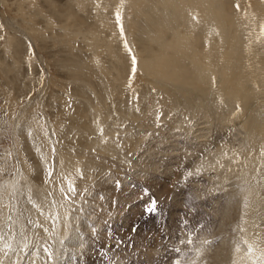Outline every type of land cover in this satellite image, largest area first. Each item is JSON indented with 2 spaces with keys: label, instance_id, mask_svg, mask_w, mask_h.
Here are the masks:
<instances>
[{
  "label": "rangeland",
  "instance_id": "1",
  "mask_svg": "<svg viewBox=\"0 0 264 264\" xmlns=\"http://www.w3.org/2000/svg\"><path fill=\"white\" fill-rule=\"evenodd\" d=\"M123 2H125L126 6ZM128 2L129 0H0V203L2 202L0 204V210L3 206L4 208H6L8 204L10 206L12 200L13 206L14 203L16 204L14 206V209L17 212L14 211V216L16 215L17 217H15V219H13V221L10 223L13 225L12 227L10 225L11 229L8 230L7 239L9 238V240H7L8 244L6 245L7 247H9V250H14L15 253H10H12L11 256L15 259H19L18 256L21 253L20 250L25 248V246L33 243L34 245L32 244V246H37V250L34 254L35 261L37 262V264H45L46 259H44V250L42 249H54L53 244H49V242H52L53 239H51V237H49L50 239H48V236H46L44 233V236L42 234H37L38 231H36L35 228L39 224H45L47 225V227L52 228L55 226V223L57 221V219L51 218L53 214V207H51V204L50 206H48V202H45L44 200L46 198V189L48 188L49 191L52 190L51 186L48 185L49 182L47 179L50 180L51 178L48 176V174L52 170L54 162L60 156V153L59 155H57L58 153H56V148H60V150H63V152L61 153H64V151H70L79 148L78 145H81V142L83 141V139L78 138L77 135V138L75 137L76 141L75 139L73 141L71 137L69 138V134H66V137L63 136L61 129L63 128L64 124H71V126L77 125V123L70 117L68 111L66 110H71L74 104V106H76L77 104H79L78 101H81L86 106L85 111H87V116L89 115L88 118H90V120L96 113L95 116L103 118L106 117V121H111L110 116L116 118L115 113H112V110H114L115 107L119 109L117 104V102L119 103V100L124 101L125 99H128L131 101V99L136 98L138 94L142 95L144 93L145 95H147L148 93H150L152 90H154L150 88L153 87V85L161 86L162 82H159L157 85L155 84V82H157L158 80L155 79L153 81V78L151 79V77H155L153 74H151L150 72L146 73L141 69V61L143 62V60H145L143 59L144 57H149L148 52H146L147 49L149 50L152 47V50H149V52L151 51L150 55H153L156 52H160V50L162 49L165 50L164 48H166V50H169V48H171V52H174L172 50H174V47L178 49L180 40H183L185 38L184 40L186 41L187 38L189 39V37L180 39L182 37L181 35L185 33L184 29L186 28L184 24L182 26L175 24L172 25V29H170L169 31L178 32L175 33L176 37L173 32V35L171 36L170 32L168 31H152L154 34L152 32V34L148 33L147 36H154L152 37L153 40L151 38H146L145 34L141 35L143 31L140 29V27L143 23V17L134 11L136 4ZM141 2L139 0V4H141L140 9L144 12L150 8L152 10V6L155 4V2L152 1V5L151 0L145 3H143V1ZM130 3L131 5H129ZM145 4H147V6H144ZM189 4V6L187 5L188 18L192 19L194 17L192 20L196 21L195 23H199V21L197 22V20L199 19H195V17H197L199 13V16L201 17V19H203V22H205L206 25V34L204 33L203 41H201L202 45L201 47H199V49L204 50L205 55L209 57L206 62L211 63V49L213 53L216 54L213 47L218 46L219 44L221 45V42H218V38L215 39V37L213 36L215 35L214 32L217 33V31L219 30V36L217 34L216 37L218 36L219 40L222 37L220 35L221 29L218 28L222 19L228 22V24H232V20L236 21L240 19L242 25L245 24L243 25L245 29H249L250 32L253 31V33L251 34L254 35V42L252 40L249 42V40H246V38L243 37L239 39V43L241 45L239 47H236L237 45L235 44V38L234 40H232L233 35L231 34V36H229V44H226L227 46L223 45L224 43L222 44L223 47H220V45L218 46L220 48H225V52L223 51L215 55L213 58H215V60L218 59L219 61H221L219 67L226 70V72L225 70L223 71L226 76L231 78L233 77L234 80L240 81H242L241 79H247L248 81L253 80L249 82V84H252L254 86L256 84L257 88L261 86L260 83L264 85V0H189ZM219 4H222L219 6L220 9L217 8ZM222 6L223 9H221ZM156 7L160 9V5H156ZM124 8L127 9L126 12L124 11ZM222 10L223 12H221ZM222 13L225 14V19ZM246 20H248V22L250 21V23L247 22L246 24ZM193 26L194 27L191 31H199V28L196 26V24H193ZM139 29L141 33L139 32ZM230 29L232 33V26ZM161 34L163 35L160 36ZM110 40L112 41V43L110 42ZM184 40L183 42H185ZM169 41H171V44L172 42H175L176 45L173 43V46H171L170 43H167ZM244 41L245 43H247L243 44ZM164 43L167 46H165ZM252 44L254 46H252ZM148 45L150 48H148ZM161 45L163 46V48ZM159 47L160 50L158 49ZM242 47L243 49L247 47L246 52L248 53L244 52L245 50L240 53L238 48ZM156 49H158L159 51H155ZM247 49H249L250 52L247 51ZM206 51H209V53H206ZM152 52L154 53L152 54ZM235 53L236 55H234ZM249 53L253 54L250 55ZM244 54L248 55L243 58ZM245 61L247 62V64ZM88 66H91V68H89ZM101 68L103 69V72ZM98 69H101V72ZM246 69H248L247 74ZM241 70L243 71L240 72ZM238 71L240 74L238 73ZM251 71L253 73H251ZM100 73H102L101 76ZM241 74L243 75V77ZM105 75H108V78L105 77ZM149 75L151 77H149ZM103 76L105 77L104 79H102ZM238 76L242 78L239 79ZM103 80H105V83H103ZM261 91L264 92V86L261 88ZM110 93L112 94V96L110 95ZM132 94H134V96ZM124 97L128 98L124 99ZM109 100L111 102H109ZM257 104L259 106H262L264 105V102H261V104L258 102ZM144 105L146 104L144 103ZM66 113H68V117ZM173 113H176V111H172L168 115L166 114L168 117L165 119V121L168 122V119L173 118ZM162 115H164V113H161V118H163ZM234 118L232 119V123L227 124L228 126L224 124L220 125L219 129L218 127L215 128V126L214 128H211L209 131L210 134L208 133V136L203 137L205 138V141H194L191 138L193 137V134H185V132L177 133L178 135H172V137H175V140L170 141L171 138L169 139L167 132H172V128L169 127V129L166 130L160 129L159 127V129L150 130L151 128L149 127V135L147 134V138L145 137L146 139L143 140V146H145V148L149 147L151 143V146L154 147V150L152 149L154 151V155L152 154L151 156H149L148 154H150L152 150H146L142 146L140 148L141 150L137 149L139 150L138 152H130L131 155L127 153L124 157L128 158V163L133 162V164H131L134 168L129 167L130 164H126L127 167L126 165L124 167V158H121V161H119L118 163L111 165L112 167L110 165L108 166L104 164L103 166L107 167L105 171L106 173L102 172L94 175V179L96 182V185H94V190L91 189V191L88 192H84V190H81L83 192H81L82 197H79V206L81 205V209L80 207H76L75 209L78 208L77 212L71 213V215L69 216V222L67 221L68 224L66 223V238L71 232H77V234L80 233L81 238H79L78 240L80 242V246L78 245V247H80V250L82 249L81 253H85L86 255H88V253L90 252L91 254L95 255L96 251H100L104 255L103 258L106 261L104 264L109 263V261L118 262V260L119 262L120 260H122V262L127 261L124 264H144L145 261L142 259V256H140L138 252L143 248L145 249V247L146 249L144 252H146V250H150L154 246V238L152 237L155 233H152V235H150L151 237L148 236L151 232H149L148 229L153 224V221H155L156 225L159 224L158 226L160 229L167 226L168 231H170V228H172V224L169 225L168 223V215L171 214L170 216L173 221L170 223L175 224L177 221L182 222L183 224L187 223L183 226V230L186 232L187 229H191L189 233H186L187 236L185 238V241L188 242L187 249H185L186 251L178 248V251H181L180 253L178 252L179 258H176L177 260L175 259L177 264H181V260L183 261V259L188 254L190 257H192V260L188 261V256L183 261L185 264H206L208 262V256L212 255L213 253L215 254L217 252H220L221 248L225 250L236 247L240 250L241 253H249V251L246 250L245 245L246 240H248V231L251 228V225L248 223V221L253 219V222H255L254 228L263 227L264 225V218L261 217V215L264 213V209L262 211L260 209L262 206H264V178L259 179V181H255L257 182L256 184H258V188L255 190L256 193L254 192V190L253 192L249 191V193H247L246 179H243L242 177L233 178L234 175H232V177L229 179L223 180V178H221L223 180L221 181L219 179L220 173H214L215 171L208 167H201L203 165L201 163L209 161L210 153L206 152H209L210 149L212 150L215 146L221 145L226 147L227 149H235L238 148V145H241L244 142V114H242V117L236 116ZM259 118L260 119H258V121L260 122L262 117ZM32 120L35 121H33L34 124L31 125ZM165 121H163V123ZM47 122L50 125H48ZM42 125L46 128H43L45 133L46 131L47 133L49 132V127L53 128V133H41L43 132L41 127ZM154 127L155 126L152 125V128ZM37 130L39 134L38 132H36L37 134L34 133ZM112 135L114 136V133H112ZM35 136L37 138H35ZM45 136L51 139V141L54 143L52 145L53 148L52 146H50L49 150L47 149ZM149 136L152 137L150 138ZM116 137L119 138V135H117ZM160 137L164 138L163 143L169 141V144H171V146L161 147L162 141ZM60 138H64L63 141ZM43 139L45 142L44 144L38 142V140L43 141ZM53 139L56 141L54 142ZM69 139L72 140L70 141ZM35 140L37 142H35ZM64 140H66V142ZM58 141L60 143H58ZM63 142L66 143H64V147L63 145H60L63 144ZM261 142V149L258 148L255 150V152L258 153L259 151L258 155L261 156V158H264V138H262ZM30 144H32V146ZM56 145L58 147H56ZM25 148L30 149H26V151L24 150ZM52 150L56 154H53ZM49 151L50 153H52V156L50 155ZM146 151L148 153H146ZM103 153V151H99L97 155L99 156L97 158L99 160L102 159V162L104 160L111 161L112 159H114V162H117L118 156L112 157V155L110 156L106 153ZM108 156H110L111 159H109ZM175 157L178 159H176ZM19 158L22 159L20 160ZM221 158L222 156L218 159ZM138 159L144 161L138 164ZM50 160L52 161L50 162ZM26 162L28 164H25ZM120 162H122L121 165L123 164L122 166L124 168L119 165ZM47 163L48 165H46ZM22 164L24 166H28H21ZM156 165H159V167H156ZM169 166L170 168H168ZM142 167H146L149 170L151 169L150 171L148 170L150 172V175H148L149 177L143 174V172L141 173L143 169ZM48 168L51 170H49ZM154 168H157L156 172L154 171ZM168 169H171L172 171ZM167 170L169 171L168 173L175 172V174L178 175V179L180 180L177 186L174 185V187L177 188H175V193H173V195L171 194V198L169 200L171 203L169 201L168 203H157L158 201H156V194L153 189L159 188L158 185H161V183L162 185L164 184L161 175L163 173H166ZM84 171L85 169L83 170V172ZM16 173H19L20 175L24 173L21 175L22 179H17V181L21 182H17L15 186L13 185L14 183L10 186L7 182H4V180L8 179L9 177H13ZM151 173H154V175L152 176ZM160 173L162 174L160 175ZM168 173L164 174L163 176L169 175ZM256 173V175L260 178L264 177V167L259 169ZM100 174H102L103 177H100ZM49 175L51 176V173ZM256 177H254L253 179H255ZM45 181L48 184L45 183ZM27 183H29L28 186L31 185V188L27 186ZM46 185H48L49 187H46ZM12 186H14V190L16 191H11L13 189ZM172 187L173 186L166 189L171 190ZM9 189L10 191H8ZM29 189H32L33 192ZM10 192H13V195L15 194L16 196H12ZM42 192L44 194H42ZM31 194L33 195L31 196ZM30 196L32 197L31 199ZM8 197L9 199H7ZM83 197L85 198L83 199ZM33 198L38 203H36ZM252 199L258 200V203H254V208H249V206H247L245 203H250ZM96 200L99 201L97 202ZM174 201L177 203H175ZM38 204L41 206H39ZM173 204L175 205V207H173ZM42 206L44 207L45 211L42 209ZM153 206H157L161 210H163V208H166V212L161 215V212ZM33 208H36L37 211ZM150 208H153L155 211L151 214L156 215L157 217L155 216L153 218L154 220L151 218L149 220L151 224H149L148 226H144L143 228L138 229V227L140 226V222L142 220H145L147 214H149L148 210ZM38 212H40V214ZM105 214L106 217L104 219ZM22 216H24V218ZM43 216H45V220ZM262 216H264V214ZM27 217L31 219L27 220ZM17 218L18 220L21 219V221H18ZM101 218L103 220H101L102 222L100 221ZM49 219L52 221H50ZM15 220L17 221L16 224H14ZM44 221L48 223H45ZM94 223L97 226H95ZM126 223L130 226V230L128 228L129 226ZM160 223H162V225ZM69 225L73 226L70 227ZM31 227H33L34 229H31ZM90 227L91 229H89ZM185 227L187 228L185 229ZM156 228L155 230L157 231ZM69 230L71 231L69 232ZM127 230H129L128 234ZM12 233H15L14 236L12 235ZM82 233L84 235H81ZM93 233L96 235H94ZM167 234H169V232ZM257 234L261 235L263 233L257 232ZM177 235L178 234H175L173 238H176ZM89 236L91 237L90 239ZM92 239H97L98 241L101 240L102 242L100 241L98 244L97 240L93 241ZM179 239L180 237L174 239L173 244H178ZM110 242L113 244H110ZM183 242L184 241H182V243ZM116 243L121 247H119ZM13 244L16 245L14 246ZM136 244L138 245V247L136 246ZM149 245L152 247L150 248ZM11 246H14V248ZM19 246H22V248L20 249ZM32 246L30 245L28 254H30L34 249L32 248ZM181 246H183V244ZM104 247H106L104 249L105 251L103 250ZM135 247H137L138 249ZM202 247H204V249ZM113 248H115V250ZM38 249L41 251V253ZM50 255L52 257L54 256L53 250L51 251ZM57 256L56 261L53 264L59 263L58 260L61 259V256L59 255V253H57ZM95 256L101 257L99 255ZM171 259H174V257ZM171 259L170 261H173ZM227 262L231 264L228 260ZM244 264H264V255L252 258Z\"/></svg>",
  "mask_w": 264,
  "mask_h": 264
},
{
  "label": "bare ground",
  "instance_id": "2",
  "mask_svg": "<svg viewBox=\"0 0 264 264\" xmlns=\"http://www.w3.org/2000/svg\"><path fill=\"white\" fill-rule=\"evenodd\" d=\"M141 1H143V3H145V2H147L149 0H140V2ZM152 1L155 2L154 5H153V2ZM129 2H132V3H135L136 4L134 11L136 13L140 14L143 17V18L141 17L143 23H142V25L140 27V29L143 32L141 33V31L139 29V32L141 33V35L142 34H145L146 38H151L152 39V37H154V36H147L148 33H151L152 31H155V32L156 31L157 32H162V31L165 32V31H168V32H170V34L172 36L173 33H174V35H175V33H178V32L169 31L170 29H172V25L175 24V25H179V26L181 25L182 26L184 24V26L186 28V29L183 28L185 33L181 35L182 37L180 39H182L184 37H189V39L187 38L186 41H185L184 40L185 38H184L183 40L185 42H183V40H180L179 39L180 41H179L178 49H176V47H174V50H172L174 52H171V48H169V50L167 49L168 50L167 51L166 48H164L165 50H163V49L160 50V47H159L158 49L160 50V52H156V53L152 52V54L153 53L154 54L153 55H150V52L151 51L149 52V50L152 47L150 48L149 45H148V48H150V49L148 50L146 48L147 49L146 52H148L149 57L147 56L148 59L145 58V57L144 58L142 57L145 60H143V62L141 61V63H142L141 64V69L144 70L146 73L147 72H150L151 74H153L155 76V77H151L149 75V77H151V79L153 78V81L155 79L158 80L157 82H155V84L158 85L159 82H162V84H161V86H155V85H153V87H150V88H152L154 90H152L150 93L147 94L145 92L147 95H145L144 93L142 95L141 94H138L137 97L136 98H132L131 101L128 100V99H125V98H128V97H124V99H125L124 101L123 100H119V103L117 102L119 109L114 106L115 108H114V110H112V113H115L116 118H113V117L110 116L111 121L110 120H107L106 121V117L103 118V117L95 116L96 113L92 117V119L90 120V118H88L89 115L87 116V111H85V107L86 106L81 101H78V103H79V104H77L78 106L77 105L74 106L75 105L74 104L71 110H68L66 108L67 109L66 111H68L70 117L72 119H74V121L77 123V125L76 126L75 125L74 126L73 125L71 126V124H67V123L64 124L63 125V128L61 129L63 136H65L66 134H69L70 136H68V135L67 136L69 138L71 137L73 139V141H74V139H75V137L77 135L78 138H82L83 141L81 142L79 140L81 142V145H78L79 148H76L77 150L75 149V150H70V151H64V153H61V152H63V150H60V148H56V150H57L56 153H58L57 155H59V153H60V156L54 162V166L52 167V170L48 168L49 170H51L50 171L51 176L49 175L50 173L48 174V176L51 177V178H50V180L47 179L48 182H49V184L46 181H45V183H47L48 185H50L51 186V189L53 191L52 190L49 191L48 188H47L46 189L47 191L45 193V197L46 198L44 200H45V202H48V204H49L48 206H50V204H51V207H53V209L51 208L53 210L52 211L53 214H52L51 218L57 219V221L55 223V226L53 225L54 227H52V228L51 227H47V225H45L44 223L43 224L45 226L39 224L35 228V230L38 231L37 234H39V235L42 234L43 236L45 234L46 236H48L47 237L48 239H50L49 237H51V239H53V241L52 242H49V244L50 245L53 244V248L54 249H52V248L51 249H49V248L42 249V250H44L43 251L44 252V259H46L45 260V264H53L56 261L57 253H59V255L61 256V259L60 260L57 259L59 261L58 264H104L106 262L104 260V258H103L104 255L100 251L99 252L96 251L95 255H99L101 257H96L95 255L91 254L90 252L88 253V255H86L85 253H81L82 249L80 250V247H78V245L80 244V242L78 240H79V238H81L80 233L77 234V232H73V233L71 232L72 234L70 233L71 235L69 234L67 236V238H66V236H65V235H67V226H66V223H67V221L69 222V216L71 215V213L77 212L78 208L77 209H75V208L81 206V205L79 206V197H82V194H81L82 191L81 190H84V192L85 191L86 192L91 191V189L94 190V185H96V182H95V179H94V175H97V174L102 173V172L103 173H106L105 171H106V168L107 167L103 166L104 164L105 165H108V166L109 165L110 166L111 165H114L115 163H118L119 161H121V158H124L127 153H129V155H131L130 152L131 153L134 152V151H135V153L138 152L139 150H137V149H140L143 146V140L146 139L147 138L146 136L149 135L148 132H149V129L150 128H151L150 130H152V129H159V127H160V129H166V130L169 129V127L172 128V130H173L172 132H170V131H169V133L167 132V135H168L169 139L171 138L170 141H174L175 140V137H172V135H178L177 133H180V132H185V134H190L191 133V134H193V137H191V138L194 141H196V140H199L200 141V140H204L205 138H203V137L208 136L207 135L208 133L210 134L209 131H210L211 128H214V126H215V128L218 127V129H219V126L220 125H224V124L227 125L229 123H232V119L234 117H236V116L237 117L238 116H241L242 117V114H244V120H245V124H243L244 125V131H243V134H244L243 135L244 142L242 143V141H241L242 144L241 145H238V148H235V149H227L226 147L221 146V145L220 146H218V145L215 146L212 150L210 149L209 152L208 151L206 152V153H210L211 156L209 155V161H207L205 163H201V164H203L201 167H203V168L204 167H206V168L208 167V168L213 169L215 171L214 173H220L219 179L221 181H223L224 179L231 178L232 175H234L233 178H235V177H242L243 179H246L247 180L246 181L247 182V187H246L247 193H249V191L253 192V190L255 192V190L258 188V186H257L258 184H256L257 182H255V181H259V179L264 178V177H261L260 178L259 176L256 175L257 174L256 172L259 169H261V168L264 167V158H261V156L258 155L259 154V151L258 150H257L258 153L255 152L256 149H258V148L261 147V143H262L261 141H262V138H264V118H263V116H264V105H262V106L260 105L259 106L257 104L258 102L260 104H261V102H264V92H262L263 90L261 91V88L264 85H262L260 83L261 86L259 88H257L256 87V84H255V86L252 85V84H249V82H251L253 80L248 81L247 79H245L246 80L245 81L244 79H241L243 77L242 74H241L242 75L241 78L238 76L239 79H241L242 81H240V80H234L233 77L231 78V77L226 76L225 73L223 72L225 69L219 67V64H221V61H219L218 59L215 60V58H213L215 55H217V54H219V53H221V52H223L225 50V48H220V47H223V45H226L228 43L229 38H230L229 36H231V34L233 35V39L232 40H234V38H235V44L237 45L236 47H239V46H241L240 43H239V39H241L243 37L246 38V40H249V42L251 40L254 42V40H253L254 35L251 34V33H253V31L250 32L249 29L248 30L245 29V27L243 26L245 24L242 25L241 20L238 19L236 21H233L232 20V24L230 23L231 26H232V33H231V29H230L231 26H230V24H228V22H226L225 20L222 19V21L220 23L221 28H220V25L218 26V28L221 29V32H220L221 34L220 35L222 37L220 38V40H219V37H218L219 36L218 31L219 30L217 31V33L214 32L215 30L213 31L214 34H215L213 37H215V39L218 38V42H221V45L218 43L220 45V47H218L219 45L213 47L216 54H214L213 51H212V49H211V51H210V54L212 56V57H210V58H212L211 59V63L212 64H211L210 62H206V60L209 59V57H207L205 55L204 50H200L199 49V47H201V45H202L201 41H203V35L206 32L205 22H203V19H201V17L199 16V13H198V16L195 17V19H199V20H197V22L199 21V23H195L196 21L192 20L194 17L192 19L191 18H188V16H187L188 11L187 10H188V6L190 5L189 4V0H158V2H157V0H151L152 5H153L152 6L153 9L152 10H151V8L150 9H147V7H146L147 11H145V12L140 9L141 4H139V0H129ZM123 3L125 5V2H123ZM129 5H131V3ZM156 5H160V9L158 7H156ZM193 5H194V3H193ZM220 5H222V4H219L218 5V7H217L218 9H220L219 8ZM144 6H147V4H145ZM144 6H142V7H144ZM124 9H125L124 11L126 12L127 9L126 8H124ZM221 9H223V6H222ZM142 12H144V13H142ZM221 12H223V10ZM224 15L225 14H223V16ZM124 16H126V15H124ZM195 16H196V14H195ZM219 18H220V16H219ZM226 18H227V16H226ZM224 19H225V16H224ZM262 19H263V16H262ZM247 22H248V20H246V24H247ZM248 23H250V21ZM137 24H139V23H137ZM193 24H196V26L199 28V31H191L193 29V27H194ZM138 27H139V25H138ZM262 30H263V28H262ZM217 34H218V36L216 37ZM162 35L163 34H161L160 36H162ZM175 37H176V35H175ZM176 41H178V40H176ZM110 42L112 43L111 40H110ZM170 42L171 41H169L167 43H170ZM241 42H243V41H241ZM173 43L175 44V42H172V44ZM246 43L244 41L243 44H246ZM164 44H162V45H164ZM172 44H171V46H173ZM165 46H167V45L165 44ZM211 46H213V45H211ZM252 46H254V45L252 44ZM243 47L242 48H238V50H239L240 53L243 50H245L244 52H246V48L247 47L245 49H243ZM162 48H163V46H162ZM228 48H229V46H228ZM158 49H156L155 51H157ZM249 49H247V51L250 52L251 49L250 50ZM141 53H142V51H141ZM206 53H209V51H206ZM246 53H248V52H246ZM249 54L252 55L253 53L252 54L249 53ZM234 55H236V53ZM246 55H248V54H244L243 58ZM217 58H219V57H217ZM253 59H255V58H253ZM246 64H247V62H246ZM248 65H249V63H248ZM88 67L91 68V66H88ZM227 67H228V64H227ZM252 67H250V68H252ZM101 69H98V70H100V72H101ZM251 70H253V69H251ZM242 71L243 70H241L240 72H242ZM247 71H248V69H246V74H247ZM249 71H250V69H249ZM102 72H103V69H102ZM225 72H226V70H225ZM238 73H239V71H238ZM251 73H253V72L251 71ZM101 74L102 73H100V76H101ZM105 74H107V73H105ZM249 74H250V72H249ZM105 77L108 78V75L107 76L105 75ZM105 77L103 76L102 79H104ZM151 79H148V80H151ZM236 79H237V77H236ZM104 81L105 80H103V83H105ZM148 86H150V85H148ZM110 95L112 96L111 93H110ZM132 95L134 96V94H132ZM129 97H130V95H129ZM114 98H115V96H114ZM107 100H108V98H107ZM109 102H111V101L109 100ZM144 103L146 105H144ZM97 104H98V102H97ZM109 105H111V104H109ZM168 106L170 107L171 110L169 109ZM172 111H176V113H178V114L173 113V115H174L173 118L168 119V122L165 121V119L168 117L167 115L170 114ZM68 113H66L67 117H68ZM161 113H164V115H162L163 118H161ZM237 113H238V115H237ZM101 114H103V113H101ZM90 117H91V115H90ZM259 117H262V119H261L260 122L258 121V119H260ZM33 121H35V120H32L31 125L34 124ZM163 121H165V122L163 123ZM242 123H243V120H242ZM48 125H50V124L48 123ZM152 125L155 126V127L152 128ZM132 126H135V127H132ZM41 127H42V130H43V132H41V133H45L44 132V129H43L45 127L43 125ZM135 130H137V131H135ZM48 131H49L48 133H50V134L53 133V128H50L49 127L48 128ZM36 132H38V130L35 131L34 133H36ZM151 132H153V131H151ZM46 133H47V131H46ZM112 133H114V136L112 135ZM158 133H160V132H158ZM38 134H39V132H38ZM117 135H119V138L116 137ZM36 136H35V138H37ZM60 136H62V135H60ZM215 136H217V135H215ZM56 137H57V135H56ZM64 138H62V139L60 138V139L63 141ZM160 138H161V141H162L161 147H166V146L170 147L171 146V144H169L170 143L169 141L166 142V143H163V139L164 138H162V137H160ZM201 138H203V139H201ZM45 139H46V142H47L46 143L47 144V149L49 150V147L52 146L54 143L51 141V139L47 138V136H45ZM60 139H58V140H60ZM66 139H68V138H66ZM39 140H38V142H40L42 144L45 143L44 142V139H43V141L42 140L39 141ZM55 141L56 140H54V142ZM64 141L66 142V140H64ZM75 141H76V139H75ZM35 142H37V141L35 140ZM65 142H63V144H60V145L61 146L63 145V147H64V143ZM69 142H68V144H69ZM58 143H60V142L58 141ZM147 143H148V141H147ZM32 144H30V145L32 146ZM70 146H72V145H70ZM56 147H58V146L56 145ZM143 147L146 150H149V149L152 150L154 148L153 146H151V143H150L149 147H146V148H145V146H143ZM17 148H18V146H17ZM52 148H53V146H52ZM65 148H66V146H65ZM26 149L29 150L30 148H25L24 150H26ZM18 150H19V148H18ZM18 150H16V151H18ZM33 150H35V149H33ZM50 150H51V148H50ZM53 150H52V152H53ZM153 150H152V152L150 154H148L149 156H151L152 154L154 155V151ZM173 150H174V148H173ZM99 151H103L104 153H106V154H108L110 156L112 155V157L118 156L119 159L117 158V162L116 161L114 162V159H112L113 161L112 160L111 161L110 160H106L107 161L106 162L104 160L102 162L101 161L102 159L99 160L97 158V157H99V156H97L98 153H99ZM169 151H171V150H169ZM143 152H145V151H143ZM49 153H50V151H49ZM56 153L53 152V154H56ZM146 153H148V152L146 151ZM146 153H144V154H146ZM51 154L52 153H50V155ZM173 154H175V153H173ZM148 155H145V156H148ZM176 155H177V153H176ZM110 156H108L109 159H111ZM204 156H206V155H204ZM221 156H222V158L221 159H218ZM129 157H131V156H129ZM138 157H140V156H138ZM131 159H133V158H131ZM176 159H178V158H176ZM51 161L52 160H50V162ZM127 161H128V158H124V160H123L124 167H125L126 164H130L129 167H133V165H132L133 162L128 163L129 161L128 162ZM130 161H132V160H130ZM143 161L144 160H141L140 159L139 162H138V164H140V162H143ZM45 163H46V161H45ZM121 163L122 162H120L119 165H121ZM144 163H146V162H144ZM156 163H154V164H156ZM25 164H28V163L26 162ZM158 164H160V163H158ZM46 165H48V163ZM21 166H24V165L22 164ZM21 166H19V167H21ZM27 166L28 165H26L24 167H27ZM126 167H127V165H126ZM156 167H159V165L158 166L156 165ZM142 168L143 169H142L141 173L143 172V174H145L147 176L150 175V172L149 171L151 169L149 170L146 167L145 168L142 167ZM168 168H170V166ZM19 169H18V171H19ZM84 169H85V171L83 172ZM152 169H153V167H152ZM171 169H168V170H171ZM168 170H167L166 173L169 172ZM107 171H108V169H107ZM154 171L156 172L157 171V168H154ZM162 173H160V175ZM166 173H163L161 175L164 184L162 185V183H161V185H160L158 183L159 184L158 185L159 188H157V189L154 188L153 189V191H155V194H156V201H158L157 203H168V201L171 198V194L173 195V193H175L174 191L176 190L175 188H177V187H174V185L177 186L178 183H179V180H180V179H178V175L175 174V172L174 173H168L169 175L163 176ZM22 174H24V173H22ZM151 174H152V176L154 175V173H151ZM21 175L19 173L18 174L16 173L13 177H11V178L9 177L8 179L4 180V182H7L10 186L14 183L13 185L15 186L17 184V182H21V181H17V179H19V178L22 179V176ZM160 175H158V176H160ZM24 176H26V175H24ZM139 176H141V175H139ZM100 177H103L102 174H100ZM254 177H256V178L253 179ZM221 178H223V180ZM29 183H27V186H28ZM3 184H5V183H3ZM22 184H23V182H22ZM25 185H26V183H25ZM48 185H46V187ZM14 186H12L13 189L11 191H16V190H14L15 189ZM171 186H173L171 190L166 189V188L171 187ZM28 187L31 188V185L28 186ZM39 188H40V186H39ZM87 188H89V189H87ZM10 189L8 191H10ZM40 191H41V189H40ZM32 192H33V190H32ZM10 193L12 194V196H16L15 194L13 195V192H10ZM35 194H37V193H35ZM42 194H44V193L42 192ZM32 195L33 194H31V196ZM88 195H90V194H88ZM31 196H30V199L32 198ZM112 196H114V195H112ZM20 198H21V196H20ZM84 198L85 197H83V199ZM7 199H9V197ZM41 199H43V198H41ZM33 200H34V198H33ZM250 200H251V198H250ZM124 201H126V200H124ZM8 203H10V202H8ZM12 203H13V200H12L10 206H9V204H8V206L6 208H4V206H3L2 209L0 210V216H1L0 217V221H1V224H0V264H37V262L34 259V254H35V252L37 250V248H36L37 246L36 247L32 246L33 243L25 246V248H23L22 250H20L21 253L18 256L20 260L18 258L15 259L14 257H12L11 256L12 253H10V252H14V250L11 249L12 250L11 251V250H9V247L6 246L8 244L7 243L8 242L7 240H9V238L7 239L8 230L11 229L10 228V225H11V227L13 225V224H10V223L13 221V219H15V217H17L16 215L14 216V211H15V209H14L15 207L14 206L16 204L14 203V206H13ZM36 203H38V202H36ZM175 203H177V202H175ZM252 203H253V205H252ZM254 203L255 204L258 203V200L252 199V201L250 203L249 202H246L245 204L247 206H249V208H252L254 206ZM41 204H42V202H41ZM102 205H104V204H102ZM179 205H180V203H179ZM39 206H41V205H39ZM45 207H46V204H45ZM153 207L156 208L157 210H159L161 212L160 213L161 215H163L164 212H166V208L165 209L163 208V210H164L163 211L160 208H158L157 206H153ZM173 207H175V205ZM42 209L44 210V207ZM80 209H81V207H80ZM85 209H87V208H85ZM260 209L262 211L264 209V206H262ZM36 211H37V209H36ZM48 211H49V209H48ZM15 212H17V211H15ZM263 212H264V210H263ZM38 213L40 214V212H38ZM15 214H18V213H15ZM173 214H175V213H173ZM170 215H168L169 216L168 217V219H169V222L168 223H169V225L172 224V228H170L171 229L170 231H168L167 226H165L164 228L160 229L159 226H158L159 224L156 225L155 224V221H153V224L151 225L150 228L148 227L149 228L148 231L149 232L151 231L148 236L152 235V233H155L154 236L152 237V238H154V242H153L154 243V246L152 247V246L149 245V247L150 248L152 247V248L150 250L148 249V250H146V252H144L145 249H146V247H145L146 244H145L144 245L145 249L142 247L143 249H141L138 252L140 254V256H142V259L145 261L144 264H177L176 261H175V259L176 258H179L178 252L180 253V251L182 249L184 251H186L185 249H187V243H188L187 241H185V238L187 236L186 233H189L191 231V229H189V230L187 229L186 232L183 230V226L185 224H187V223L183 224L182 222H179V221H177L175 224L174 223H170V222L173 221V219L171 218ZM262 215H261V217L264 218V216H262ZM25 216H27V215H25ZM155 216L156 215H152L150 213L147 214V217L145 218V220H142L140 222V226L138 227V229L139 228H143L144 226L146 227L149 224H151L149 220L151 218L153 219ZM22 217L24 218V216H22ZM44 217L45 216H43V218ZM105 217H106V214L104 216V219H105ZM172 217H173V215H172ZM35 218H36V216H35ZM75 218H76V215H75ZM30 219L31 218H28L27 220H30ZM45 219L46 218H44V220ZM247 219H248V217H247ZM17 220H18V218H17ZM101 220H102V218L100 219V221ZM18 221H21V219L18 220ZM50 221H52V220H50ZM16 223H17V221L15 220V223L14 224H16ZM23 223H24V221H23ZM45 223H48V222H45ZM248 223L251 225V228L248 231V234H247L248 240H246L245 245H246V250H248L249 253H241L240 250L238 248H236V247L230 248V249H225V250L223 248H221L220 252H217L215 254L213 253L212 255L208 256V262L206 264H229L227 262V260L231 264H244L245 262L249 261L252 258H255V257H259V256L264 255V225H263V227H258V228L255 227L254 228L255 222H253V219L252 220H249ZM100 224H102V223H100ZM160 224L162 225V223H160ZM30 225H32V224H30ZM30 225H29V227H30ZM23 226H24V224H23ZM71 226H73V225H71ZM88 226H89V224H88ZM95 226H97V225L95 224ZM188 226H189V224H188ZM25 228H26V226H25ZM32 228L33 227H31V229ZM128 228H129V230L131 229L130 226ZM155 228L157 229V231L155 230ZM186 228L187 227H185V229ZM89 229H91V227ZM78 230H79V228H78ZM129 230H127V234L129 232ZM162 230H163V232H162ZM70 231L71 230H69V232ZM168 232H169V234H167ZM257 232H260V233H263V234L260 235V234H257ZM9 233H11V232H9ZM14 234L15 233H12L13 236H14ZM175 234H178V235H177L176 238H173V236ZM39 235H38V237H39ZM81 235H84V234L82 233ZM94 235H96V234H94ZM258 236H259V238H258ZM100 237H102V236H100ZM178 237H180V239L178 240V244H173L174 239H177ZM90 238L91 237L89 236V239ZM117 238H119V237H117ZM245 238H246V235H245ZM140 239H141V237H140ZM12 240H14V239H12ZM12 240H10V241H12ZM95 240H97V239H94L93 241H95ZM29 241H30V239H29ZM85 241H86V239H85ZM100 241H98V244H99ZM105 241H106V239H105ZM141 241H139V242H141ZM182 241H184V242L182 243ZM176 242H177V240H176ZM38 244H40V243H38ZM110 244H113V243L110 242ZM182 244H183V246L185 244V246L184 247L181 246ZM30 245L34 249L32 250V252L30 251L31 252L30 254H28ZM147 245H148V243H147ZM14 246H11V247L14 248ZM118 246L121 247L120 245H118ZM136 246L138 247L137 244H136ZM139 246H140V244H139ZM141 246H142V244H141ZM171 246H172V248H171ZM84 247H85V244H84ZM106 247H104L103 250ZM137 247H135V248H137ZM21 248H22V246L20 247V249ZM139 248H141V247H139ZM178 248H181V250L178 251ZM202 248L204 249V247H202ZM83 249H85V248H83ZM113 249L115 250V248H113ZM52 250L54 251V256L53 257L50 255V253H51ZM103 250H101V251H103ZM110 250H112V249H110ZM114 250H112V251H114ZM116 250H118V249H116ZM148 251H149V253H148ZM16 252H18V251H16ZM200 252H202V251H200ZM40 253H41V251H40ZM203 253H204V251H203ZM89 254H91V255H89ZM188 256H189V254L184 259H186ZM42 257H43V255H42ZM173 257H174V259H171ZM226 258H227V260H226ZM170 259L173 260V261H170ZM184 259H183V261H184ZM155 260H156V262H155ZM191 260H192V257L189 256V260L188 261H191ZM183 261L181 260V262H182L181 264H185ZM126 262L127 261L122 262V260H120V262H119V260H118V262L109 261V263H106V264H119V263L120 264H124ZM136 264H141V263H136Z\"/></svg>",
  "mask_w": 264,
  "mask_h": 264
}]
</instances>
